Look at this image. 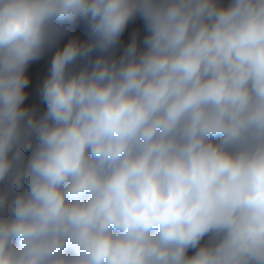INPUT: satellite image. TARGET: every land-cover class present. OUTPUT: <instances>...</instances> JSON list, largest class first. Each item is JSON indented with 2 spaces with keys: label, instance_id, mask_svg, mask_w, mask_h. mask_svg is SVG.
I'll return each mask as SVG.
<instances>
[{
  "label": "clouds",
  "instance_id": "9594fccd",
  "mask_svg": "<svg viewBox=\"0 0 264 264\" xmlns=\"http://www.w3.org/2000/svg\"><path fill=\"white\" fill-rule=\"evenodd\" d=\"M0 264H264V0H0Z\"/></svg>",
  "mask_w": 264,
  "mask_h": 264
}]
</instances>
